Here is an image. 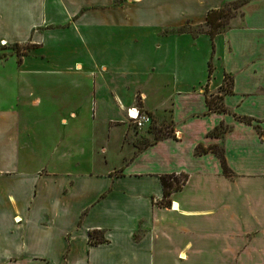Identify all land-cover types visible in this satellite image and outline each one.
<instances>
[{"label":"crops","instance_id":"crops-1","mask_svg":"<svg viewBox=\"0 0 264 264\" xmlns=\"http://www.w3.org/2000/svg\"><path fill=\"white\" fill-rule=\"evenodd\" d=\"M0 64V264H264V0H0ZM137 102L174 137L124 161Z\"/></svg>","mask_w":264,"mask_h":264},{"label":"trees","instance_id":"trees-1","mask_svg":"<svg viewBox=\"0 0 264 264\" xmlns=\"http://www.w3.org/2000/svg\"><path fill=\"white\" fill-rule=\"evenodd\" d=\"M227 16L228 17L230 16V10L228 7H222L219 9H212V10L208 11L206 14L205 20H206V24L208 25L209 28H208V30L205 31V33L209 34L210 37L212 38L215 34H217L220 31V29L224 25L223 21L220 19H222V18L224 19ZM198 33H200V32L192 33V35H196ZM14 48L16 49L17 54H19L20 53L19 46H14ZM211 73H212V66H211V63L209 62L208 79L210 78ZM230 91H231L230 90V79L227 75H225L224 83L221 86V93L226 94V93H229ZM206 92L207 91H205V102L207 104L208 111L226 112V108L222 103V94H215L214 95V94H207ZM238 119L240 121L249 122V119L244 118V117H238ZM226 129H227V127H224L222 124H219L209 133V135L219 136L223 132H225ZM161 131H162L161 127L159 129H157L158 136H156L154 138V140L174 137L172 127L169 130H166L165 133H162ZM260 134L263 135V137H264L263 131H261ZM208 150L212 151L213 153H215L219 157V159L221 161V165H222L223 174L227 177L230 176L231 171L227 168V166L225 164L223 151L219 146L210 145V146L205 148L201 144H199L195 148V152L197 154L204 153ZM187 177L188 176L186 174H183V173H181V174H166V175L160 176V183H161L162 191H163V197L161 200L162 205H165V206L170 205L169 195L171 194V192L180 189L182 184L186 181ZM89 236H90L89 242L92 243L93 242L92 238L94 237L93 232H89Z\"/></svg>","mask_w":264,"mask_h":264},{"label":"rangeland","instance_id":"rangeland-1","mask_svg":"<svg viewBox=\"0 0 264 264\" xmlns=\"http://www.w3.org/2000/svg\"><path fill=\"white\" fill-rule=\"evenodd\" d=\"M240 2H232L229 4H225L223 7H228L230 10V16L225 17L224 19H220L223 21L224 25L221 29H224L227 25H229L230 22V18L231 17H237L240 13V8H239ZM205 25V27H204ZM204 25H193L191 24L190 21L185 22L184 26L179 28L178 30L175 31H182V32H187L189 34L192 33H197V32H202V31H206L208 30V25L205 24ZM220 29V30H221ZM21 52V51H20ZM1 64H0V75H1ZM203 89L205 90L206 87L203 86ZM206 91V90H205ZM207 93V92H206ZM136 106H139V103H136ZM143 109V108H142ZM151 119L152 122L143 127V128H137L131 124H128L127 122H124L129 129V133L126 135H123L120 137V135L116 134L113 138V141L109 144V150H108V155L111 158L112 161L117 162L118 161V142H119V137H120V146L122 149V152H128L127 157L125 158L124 161H126L128 159V157H130L131 152L133 153V151L137 148L140 149L141 147L147 145L148 143H150L152 140H154V138L156 136H158V132L157 129H159L160 127L162 128V133H165L166 130H169L172 125L171 123L168 122H157L155 121V119L153 118L152 115ZM113 124V123H110ZM174 133V132H173ZM97 154L99 153L98 150L96 151ZM98 158V155H97ZM102 158V157H101ZM101 166H102V159H101Z\"/></svg>","mask_w":264,"mask_h":264},{"label":"built area","instance_id":"built-area-1","mask_svg":"<svg viewBox=\"0 0 264 264\" xmlns=\"http://www.w3.org/2000/svg\"><path fill=\"white\" fill-rule=\"evenodd\" d=\"M125 114L128 123L137 128H143L152 122L151 116L136 105L126 108Z\"/></svg>","mask_w":264,"mask_h":264}]
</instances>
